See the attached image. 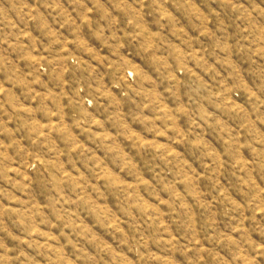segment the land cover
Segmentation results:
<instances>
[{"label": "clouds", "instance_id": "9594fccd", "mask_svg": "<svg viewBox=\"0 0 264 264\" xmlns=\"http://www.w3.org/2000/svg\"><path fill=\"white\" fill-rule=\"evenodd\" d=\"M0 264H264V0H0Z\"/></svg>", "mask_w": 264, "mask_h": 264}, {"label": "rangeland", "instance_id": "374dc122", "mask_svg": "<svg viewBox=\"0 0 264 264\" xmlns=\"http://www.w3.org/2000/svg\"><path fill=\"white\" fill-rule=\"evenodd\" d=\"M157 147L159 148V147H163L162 145H157ZM147 207V206H146ZM111 227H116V225H115V223L113 222V224L112 225H110ZM83 228H84V232L86 233V232H88V231H90V229H88L87 228V226H83Z\"/></svg>", "mask_w": 264, "mask_h": 264}]
</instances>
